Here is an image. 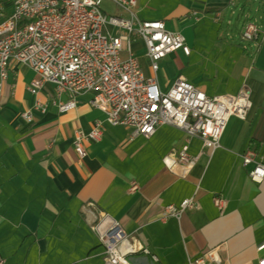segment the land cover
I'll list each match as a JSON object with an SVG mask.
<instances>
[{
	"label": "crops",
	"instance_id": "crops-1",
	"mask_svg": "<svg viewBox=\"0 0 264 264\" xmlns=\"http://www.w3.org/2000/svg\"><path fill=\"white\" fill-rule=\"evenodd\" d=\"M102 4L107 15L110 8L130 16L113 0ZM12 9L13 1L1 4L0 20ZM132 10L141 19L164 20L191 47L189 55L178 50L163 58L155 73L136 39L144 55L133 46L134 55L147 77L163 91L180 76L210 96L246 89L247 118L229 119L213 153L192 137L189 153L197 161L182 177L163 160L185 144L182 129L161 124L149 138L134 135L128 126L108 124L90 92L62 112L59 102L71 94L59 95L52 83L33 94L28 86L36 72L12 60L0 95V264H105L94 229L103 218L117 221L136 245L133 264H190L210 252L215 264H257L264 257V180L254 181L253 165L243 159L257 149L264 164V0H136ZM251 19L258 43L243 39ZM38 98L45 112L34 110ZM30 109L32 120L23 116ZM98 120L102 137L85 140L81 157L76 132L88 133ZM216 194L227 200L224 209L215 206ZM191 197L195 208L163 218L167 205Z\"/></svg>",
	"mask_w": 264,
	"mask_h": 264
},
{
	"label": "built area",
	"instance_id": "built-area-1",
	"mask_svg": "<svg viewBox=\"0 0 264 264\" xmlns=\"http://www.w3.org/2000/svg\"><path fill=\"white\" fill-rule=\"evenodd\" d=\"M113 1L130 16L105 14L102 0H13L11 13L0 20V93L8 67L16 60L37 74L28 86L33 94L38 95L45 83L54 84L59 95L71 94L69 101L60 102V111L72 109L78 95L90 92L91 105L104 111L108 124L128 126L134 135L149 138L159 125H174L187 134L186 142L176 155L165 156L164 162L185 177L197 161L189 153L190 139L200 137L203 147L213 153L220 147L229 119L247 118L252 107L250 93L243 89L235 95L210 96L183 76L163 91L156 78L145 75L134 55L133 42L136 39L144 42L145 54L156 73L161 60L169 54L178 50L186 55L191 53L185 36L169 30L164 20L139 18L132 10L136 0ZM243 37L258 43L260 32L255 21L246 25ZM34 109L47 110L40 98ZM24 117L31 119L32 110L25 112ZM102 134L101 120L88 133L77 131L75 146L79 155L87 154L85 140H99ZM243 159L245 165H253L250 177L262 182L264 164L257 151L249 149ZM137 187L134 182L131 189ZM213 202L219 209L227 206V200L220 194L214 195ZM196 205L193 197L179 205L169 204L163 218L179 217ZM95 229L105 248L106 264H133L129 254L137 247L117 221L103 218ZM143 251L151 254L147 248ZM151 256L158 260L156 255ZM215 261L210 252L190 264H215ZM258 264H264V258Z\"/></svg>",
	"mask_w": 264,
	"mask_h": 264
},
{
	"label": "rangeland",
	"instance_id": "rangeland-1",
	"mask_svg": "<svg viewBox=\"0 0 264 264\" xmlns=\"http://www.w3.org/2000/svg\"><path fill=\"white\" fill-rule=\"evenodd\" d=\"M12 1H13V0H12ZM101 7H102V9L104 8V7H103V4L101 5ZM107 9L109 10L108 12H109L111 15H112V13H114V11H113L112 9H110V8H107ZM250 21H255V22H256L255 19H251ZM250 21H249V22H250ZM249 22H248V23H249ZM248 23H247V24H248ZM247 24H246V25H247ZM245 29H246V26H245V28H244V31H245ZM258 29H259V27H258ZM244 31H243V33H244ZM259 32H260V30H259ZM243 39L246 40L244 37H243ZM249 41H252V40H249ZM133 46H134V48L138 51V54H139V55H144V52L141 51L142 49H141L140 44L135 43V45H133ZM124 48H127V43H126V42H125V44H124ZM9 66H10V65H9ZM8 68H9V67H8ZM7 77H8V75H7ZM5 81H6V80H5ZM5 81H4V82H5ZM2 89H3V87H2ZM29 91H30V90H29ZM1 92H2V91H1ZM0 95H1V93H0ZM68 101H69V100H68ZM65 102H67V101H65ZM59 104H60V102H59ZM45 107H46V106H45ZM93 107H94V106H93ZM0 108H1V104H0ZM46 108H47V107H46ZM30 110H31V109H30ZM34 110H36V109H34ZM27 111H28V110H27ZM27 111H25V112H27ZM36 111H41V110H36ZM25 112H24V113H25ZM41 112H43V111H41ZM44 112H45V111H44ZM62 112H65V111H62ZM24 113H23V116H24ZM32 117H33V110H32ZM32 117H31V119H28V118H25V117H24V118H25V119H28V120H32ZM254 150H255V149H254ZM255 151H256V150H255ZM257 153H258V152H257ZM166 156H167V155H166ZM163 160H164V159H163ZM133 183H134V182H133ZM133 183H132V185H133ZM136 184H137V183H136ZM132 185H131V187H132ZM165 209H166V208H165ZM164 212H165V211H164ZM163 214H164V213H163ZM98 222H99V221H98ZM98 222H97V223H98ZM97 223H96V224H97ZM96 224L94 225V229H95ZM121 227H122V226H121ZM122 229H123V228H122ZM95 230H96V229H95ZM123 230H124V229H123ZM125 233H126V232H125ZM126 234H127V233H126ZM99 238H100V235H99ZM127 238H128V235H127ZM128 240H129V239H128ZM100 241H101V239H100ZM129 241H130V240H129ZM130 242H131V241H130ZM101 243H102V241H101ZM131 243H132V242H131ZM132 244H133V243H132ZM102 245H103V244H102ZM103 247H104V245H103ZM136 250H137V249H136ZM104 252H105V248H104ZM135 252H136V251H135ZM135 252H134V253H135ZM131 254H133V253H131ZM131 254H129V256H130ZM263 258H264V257H263ZM104 259H105V253H104ZM129 259H130V258H129ZM261 259H262V258H261ZM259 261H260V260H259ZM259 261H258V263H259ZM131 262H132V261H131ZM132 263H133V262H132ZM258 263H257V264H258ZM105 264H106V260H105Z\"/></svg>",
	"mask_w": 264,
	"mask_h": 264
},
{
	"label": "trees",
	"instance_id": "trees-1",
	"mask_svg": "<svg viewBox=\"0 0 264 264\" xmlns=\"http://www.w3.org/2000/svg\"><path fill=\"white\" fill-rule=\"evenodd\" d=\"M10 1H12V0H0V5L3 4V3H5V2H10Z\"/></svg>",
	"mask_w": 264,
	"mask_h": 264
}]
</instances>
